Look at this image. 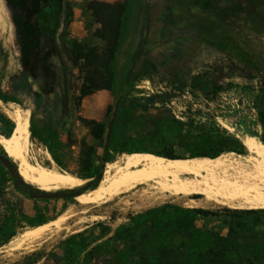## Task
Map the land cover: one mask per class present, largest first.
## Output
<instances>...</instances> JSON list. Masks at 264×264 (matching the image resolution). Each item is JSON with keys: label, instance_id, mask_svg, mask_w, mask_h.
I'll return each mask as SVG.
<instances>
[{"label": "trees", "instance_id": "1", "mask_svg": "<svg viewBox=\"0 0 264 264\" xmlns=\"http://www.w3.org/2000/svg\"><path fill=\"white\" fill-rule=\"evenodd\" d=\"M215 1L218 10L238 31L256 38L264 36V0ZM6 3L15 26L21 71L11 77L8 92L0 91V102L21 106L19 97L32 101L35 111L45 119L41 128H37L31 119V140L43 146L55 165L64 169L58 128L73 109H79L84 98L100 90L114 92L117 56L131 13L130 0H119L114 4L86 2V10L100 26L95 36L104 43L103 50L68 38L73 13L67 0H6ZM151 29V6L146 1L140 40L128 60L115 117L108 125L94 120L84 122L95 141L104 138L106 141L100 161H96L94 147L82 146L81 168L75 177L83 185L42 190L21 177L19 164L0 146V199L9 185L16 194L33 202L32 215L8 202L0 220V248L21 231L53 221L47 215L51 202L66 204L96 190L103 180L105 166L120 156L141 153L167 160H214L229 153L244 155V146L235 137L222 132L215 123L196 127L197 134L187 136L181 122L159 119L145 125L147 131L142 135L135 138L129 135L137 102L136 99L129 100V95ZM192 36L188 32L178 38L185 40ZM75 72L82 81L79 88L73 83ZM192 87L204 97L215 96L224 90L202 78L194 79ZM174 98L169 94L154 95L147 102L149 105L167 104ZM109 110L110 107L107 113ZM257 111L258 122L241 120L232 125L239 133L256 138L264 145V82ZM258 126L261 135L256 130ZM14 129V121L0 110V136L9 139ZM177 149L186 151L188 156L177 154ZM224 212L235 221L226 236L196 226L198 218L217 217V212L167 204L130 216L128 223L120 225L111 237L110 227L96 223L65 240L63 258L55 254L50 258L53 264H264V210ZM96 230L99 237L94 235ZM39 261L37 258L28 264Z\"/></svg>", "mask_w": 264, "mask_h": 264}, {"label": "rangeland", "instance_id": "2", "mask_svg": "<svg viewBox=\"0 0 264 264\" xmlns=\"http://www.w3.org/2000/svg\"><path fill=\"white\" fill-rule=\"evenodd\" d=\"M87 1L89 0H67L73 13V19L68 27V38L87 47L103 50L104 43L95 36L100 26L86 10ZM93 1L109 4L119 2V0ZM146 1L151 6L152 29L146 43L145 55L134 74V87L129 95V100H137L129 135L133 138L142 135L153 120L170 119L184 124L187 136L197 134L196 127L215 123L222 132L235 137L242 144L241 139L246 135L239 133L232 124L241 120L258 122L257 109L260 106L264 82V36L256 38L238 31L218 10L215 0H130L131 13L117 56L114 92L100 90L84 98L79 109H73L59 126L64 169L55 165L43 146L31 140V134L26 157L29 164L76 178L75 174L81 168L80 155L84 144L94 147L96 161H100L106 139L95 141L84 122L94 120L108 125L115 117L128 60L140 40L142 11ZM2 2L4 5L0 10V91L6 93L9 91L11 77L21 71V66L12 13L6 0ZM198 30L201 33H198ZM188 32L193 34L191 38L185 40L178 38ZM196 78L207 80L224 90L215 96L204 97L192 87V82ZM73 83L75 88L82 84L77 72ZM164 94L173 95L175 98L167 104H148L149 97ZM19 100L22 102L21 106L0 103V110L13 121L17 113L23 114L27 111L30 114L29 126L33 119V124L41 128L44 115L35 111L30 99L19 97ZM256 130L259 135L262 134L259 126ZM2 138L0 136V141ZM0 146L2 147L1 144ZM177 154L188 156V153L181 149H177ZM247 155L245 150L243 156ZM125 156H120L114 163L105 166L103 179L107 168L121 164ZM139 190L140 188L133 190L113 202L88 208H84L76 200L66 204L62 201L51 202L47 215L53 221L66 213L77 212L78 218L85 219V223L75 230L53 228L48 237L32 242L27 248L14 249L11 243L28 230L25 229L0 248V264H28L37 258H40L37 264H53L50 255L55 254L63 258L64 242L69 236L102 222L111 228V237L120 225L128 223L130 216L167 204L217 212V217L198 218L196 226L222 236L228 235L230 228L235 224L224 210H244L222 207L212 202L206 204L203 196H194L193 200L170 197L153 205L140 206L134 197ZM8 202L32 215L33 202L25 200L7 185L0 199V220ZM39 205L45 206L44 203ZM83 208L86 212L80 214L84 211ZM93 232L99 237V231Z\"/></svg>", "mask_w": 264, "mask_h": 264}, {"label": "bare ground", "instance_id": "3", "mask_svg": "<svg viewBox=\"0 0 264 264\" xmlns=\"http://www.w3.org/2000/svg\"><path fill=\"white\" fill-rule=\"evenodd\" d=\"M3 5L0 0V10ZM29 115L27 111L17 113L12 136L0 141L8 156L20 164L21 177L45 191L82 185V181L70 175L28 163ZM241 142L247 156L229 154L214 160H167L150 154L126 155L121 164L107 168L105 177L96 190L76 198V201L84 208L99 206L140 188L134 195L140 206L153 205L170 197L193 200L194 196H203L206 204L212 202L244 211L263 210L264 145L258 139L248 136L241 139ZM85 212L86 210L80 214ZM84 223L85 219L78 218L77 212H69L46 225L24 231L11 244L14 249L27 248L32 242L47 236L53 228L75 230Z\"/></svg>", "mask_w": 264, "mask_h": 264}, {"label": "water", "instance_id": "4", "mask_svg": "<svg viewBox=\"0 0 264 264\" xmlns=\"http://www.w3.org/2000/svg\"><path fill=\"white\" fill-rule=\"evenodd\" d=\"M14 28H15V26H14Z\"/></svg>", "mask_w": 264, "mask_h": 264}]
</instances>
